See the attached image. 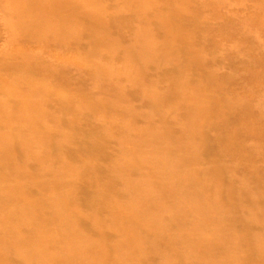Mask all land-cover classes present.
Returning a JSON list of instances; mask_svg holds the SVG:
<instances>
[{"label": "bare ground", "instance_id": "1", "mask_svg": "<svg viewBox=\"0 0 264 264\" xmlns=\"http://www.w3.org/2000/svg\"><path fill=\"white\" fill-rule=\"evenodd\" d=\"M113 2L0 0L13 44L0 51V264H264V152L231 132L207 145L243 102L217 98L187 26L205 20L200 0ZM228 26L262 44L238 17ZM52 48L74 54L47 63ZM247 103L264 126V94ZM244 154L253 178L236 174Z\"/></svg>", "mask_w": 264, "mask_h": 264}, {"label": "rangeland", "instance_id": "2", "mask_svg": "<svg viewBox=\"0 0 264 264\" xmlns=\"http://www.w3.org/2000/svg\"><path fill=\"white\" fill-rule=\"evenodd\" d=\"M106 1L109 5L114 4L113 0ZM241 1L245 7L240 5L239 2ZM199 3L200 9L198 12L199 14L205 15L203 16L205 20H203L200 15H196L197 17L199 16L200 19L197 18L196 22H192L191 20V24L187 26L192 27V30L196 27V33L199 35L196 41L197 46L202 47L201 52L204 57L212 59L206 65V69H214L216 71L217 78L214 84H216V86L217 84L220 85L216 92L217 98L221 101H225L226 98L232 101L240 98L239 100L243 102L242 107L236 108L234 111L226 112L223 121L218 124L217 128L211 131L213 136L209 135L210 141H208L207 144L208 148L212 150L215 146L218 147L220 143H222V139L226 137V134L231 132L239 137H245L248 142L255 140L256 143H259L258 146L262 152H264V126L255 121L254 114L247 109L248 105H246L248 104L247 101H252L259 94H264V16L257 10V5H260L261 0H229V3L222 11L215 9L214 5H211L210 0H200ZM2 4L3 3L0 4V51L4 50L5 52H11L13 49L9 48L13 46V44L11 45L12 40H10L9 32L3 25V20L8 18V14L2 9ZM195 10L197 11V8H195ZM233 12L235 14L232 18L236 16L243 20L250 29L258 33L262 44L255 40L237 38L234 30L228 26L232 20L229 14ZM259 38H257L258 41L260 40ZM232 44H238L239 50L234 51L229 49ZM56 52L63 55L74 54L70 50L65 51L52 48L43 53L44 60L47 63H56L54 57ZM115 65L121 66V64ZM86 66L87 63L85 61L79 63L81 69H84ZM148 71L151 74L158 73L160 86L163 85L165 81L169 82L170 79H172V76L167 72H156V69L153 70L152 68ZM79 76L81 80L84 81L90 77L89 73L85 70H83ZM192 81L193 78L189 77V80L187 81L186 79L182 84L187 88L189 85L193 86ZM201 83L210 90L214 88L213 83L205 76H202ZM171 85L172 84H169V86ZM130 93L131 97L136 98L134 90H131ZM135 103L137 107L140 106V102L136 101ZM170 110H173L178 118L184 116L186 111L185 106H183L181 102L177 105L176 103L175 105L172 104ZM205 160L206 158H204L201 163ZM233 162L239 167V170L236 171L238 177L242 178L243 176H248L253 178L254 175L249 170L251 161L249 162L245 154L239 155ZM227 163L228 160H226V164ZM207 165L208 160H206L202 166L206 167ZM239 171L240 173H238ZM83 185L84 178L80 181V186L83 187ZM93 189L95 191L97 190L95 187H93ZM93 189H91V194L86 195L88 199L93 197L95 192Z\"/></svg>", "mask_w": 264, "mask_h": 264}]
</instances>
